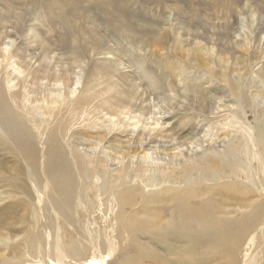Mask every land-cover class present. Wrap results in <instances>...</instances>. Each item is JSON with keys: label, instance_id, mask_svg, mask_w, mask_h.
Instances as JSON below:
<instances>
[{"label": "bare ground", "instance_id": "obj_1", "mask_svg": "<svg viewBox=\"0 0 264 264\" xmlns=\"http://www.w3.org/2000/svg\"><path fill=\"white\" fill-rule=\"evenodd\" d=\"M240 3L0 0V264H264V111L246 115L264 98V10ZM104 17L147 41L164 70L137 61L149 89L178 93L182 76L198 108L173 126L138 81L111 79L108 62L85 69ZM216 122L222 149L158 164L154 153L177 156Z\"/></svg>", "mask_w": 264, "mask_h": 264}, {"label": "rangeland", "instance_id": "obj_2", "mask_svg": "<svg viewBox=\"0 0 264 264\" xmlns=\"http://www.w3.org/2000/svg\"><path fill=\"white\" fill-rule=\"evenodd\" d=\"M238 1H241L240 4L242 5V7H243L244 3L247 1L249 4H252L254 6H257V3H258L259 6L257 8L262 6L261 10H264V3H262L260 0H245V1L244 0H238ZM247 8L248 7L245 5L244 11H246V12H245L244 16H239L237 14L235 15L236 21L238 22V25H239V28H238L239 31L244 30L245 32H247L249 29H253L252 27L254 24L252 22V18L250 17V15L248 14V12L246 10ZM164 11H165L164 15H162V17L160 18L162 25L159 24V26H158L161 28V30H164V28L169 27V25H172V23H173L172 11H170L167 8ZM52 21H56V19L55 20L53 19ZM103 22H104V24L101 26V28H99L100 29V31H99L100 35L102 34L104 36V37L103 36L101 37L102 39H101L99 53L95 54V55L94 54L91 55V57H92L91 60H89L88 58H85V59H87V62H85L86 66L84 67L85 69L87 68L88 64H90L91 62H93V61L96 62V60L97 61L99 60V61H103L105 63L108 62L107 64H109V66L113 69L114 73H113V78H111V79L117 78L118 72H120L122 75L130 76V78L132 79V82H131L132 84L138 83V84H140V88L144 87L143 90L146 91L145 97L147 95L148 100L145 103V107L154 109L156 112L165 113V116H168L165 118L168 119L170 117L169 121H170V124H173V126H175L176 122H178V120L180 118L179 116L181 114H183L185 112H189L190 108L191 109L192 108H198V96L196 94L188 92L185 89L184 86L186 85L185 83L187 82V78H183L182 76H178L176 78H173L174 79L173 81L175 84V89L177 91H179L178 93L176 91L170 92L166 86H165L166 88L163 87L164 90L163 89H160V90L149 89V87H148L149 85L146 83H148V81L150 82V79H152V78L151 77H148V78L144 77L143 78V76L141 78L139 77V74L141 76V73H139V71H137V69H138L137 68V61L138 60H144L145 65L147 67H149V69L152 70L153 75L155 77H161V75L163 77L164 70L161 73V70L158 68V65L154 62V58L149 55V49L146 47L147 41H137L136 39H134L131 36L119 33L114 27L109 25L106 17H104ZM251 22H252V25H251ZM51 24L54 27L56 25L52 22H51ZM119 34L122 36H120ZM185 38L186 37H184V39ZM235 38L240 39L241 37L239 38V36H235ZM19 42H20V39L17 40L16 42H14L13 43L14 45H12V48H14L15 44L19 43ZM53 52H54V55H55L57 60L64 61L67 59L66 57H68V55L62 49L61 50L54 49ZM34 54L36 55V58L31 60V64H34L35 62H37L36 59H37L38 51H35ZM49 55L50 56L52 55L51 51L49 52ZM134 57L136 58L135 60L133 59ZM263 59L262 58L260 59L261 62L256 67H254L255 69H257L259 66L262 65V63H264ZM175 60L176 59H174V61ZM37 63H35V65H34L35 67H36ZM86 63H88V64H86ZM136 71H137V73H136ZM158 74H159V76H157ZM154 76H152V77H154ZM80 78L81 79H79V81L81 82V84L84 83L85 78H86L85 73L81 72ZM144 79H146V80H144ZM140 80L142 81L141 83H140ZM248 80L252 84L254 82V80H255V82L257 81V78L253 74L248 78ZM200 82H201V80L198 79L197 83H200ZM141 85H143V86H141ZM225 99H228V98H225ZM97 101L98 100L96 99L94 101V104H95V102L97 103ZM256 103H258V104L256 105V107L254 106L255 109L249 108V107L246 108V115H247L249 122H251V123L254 122V117L257 114H261L264 111V98H262V100H261L260 96L258 98H255V104ZM175 113L177 115L174 116ZM171 116H174V117H171ZM204 123L205 122H203L202 124H204ZM212 125L214 126L213 129L210 128L211 130H209L207 135L201 139L202 141L201 140L196 141L195 144L193 143L192 147L191 148L189 147L188 149L183 147L182 151L180 153H178L177 156L165 155L163 152H161V153L158 152L157 154L154 153L153 156L154 157L156 156L158 164H165V162H176V163H178V162H181V161L188 159L189 157L190 158L196 157L197 155L201 154L205 148H212L213 147V148H217V149H220V148L222 149V147L225 146L224 144L228 140L226 138H224V139L218 138L217 135L215 134V133H220L219 130L217 131V129L221 126L220 123L216 122L215 124H212ZM209 136H211V139L204 141ZM72 143H74V144L80 143L79 147L85 148L84 143L82 141H78V142L72 141ZM200 144H201V146H200ZM193 148H195V149H193ZM97 152H98V149L96 150V152L91 151V154L94 155V153L96 154ZM120 165H121V163L116 164L113 166V168L119 167ZM95 213H96V216H100L99 207L96 208ZM104 220H105V218L102 219V221H104ZM83 221L85 223H87V218L86 217L83 218Z\"/></svg>", "mask_w": 264, "mask_h": 264}]
</instances>
